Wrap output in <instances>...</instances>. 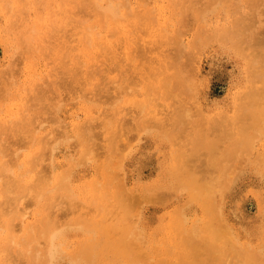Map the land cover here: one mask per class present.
<instances>
[{"label":"rangeland","instance_id":"rangeland-1","mask_svg":"<svg viewBox=\"0 0 264 264\" xmlns=\"http://www.w3.org/2000/svg\"><path fill=\"white\" fill-rule=\"evenodd\" d=\"M70 1L77 6L69 8ZM127 1L144 14L149 12L146 18L151 22L133 17V28L124 31L119 29L120 23L113 27L109 21L98 20L97 4L101 3L105 9L108 0H0V78L13 83L12 91L18 96L1 99L4 106L0 104V123L11 122L20 114L30 115L29 105L43 99L37 93L49 90L47 82L50 83L52 74L57 72L58 76L60 59L66 61L75 56L84 67L91 66L105 74L118 58L113 50L92 44L95 38L105 37L109 43L122 45L133 30L129 38L133 39L131 58L137 68L133 75L135 102L146 100L145 94L158 97L160 83L167 78L172 80L166 103L156 101L159 104L155 108L161 114H127L126 110L115 115L100 114L110 108L111 100L92 103L94 99H88L90 102L59 88L61 100L55 113L59 124L42 120L39 130L43 135L50 128L58 132L60 140L43 161L50 165L51 173L67 170L66 189L72 205L58 209L52 215L53 223L43 227L40 221L43 214L36 212L38 206L24 196L18 199L12 205L21 207L15 213L17 218L6 226L0 225V264H155L166 256L165 244L172 242V224L179 236L191 234L197 238L212 228L226 231L219 238L226 245L225 252L215 257L218 261L211 259L210 264H242L248 255L255 264H264V132L248 131L249 149L239 154L240 161L235 164L227 185L217 192L212 211L190 203L187 190L173 192L170 181V151L174 147L191 141L199 133L200 138L211 133L215 122L221 121L218 125L224 128L228 120L237 117L232 114L236 98L249 89L262 90L264 80L259 75L264 74V0L247 21H255V33L247 35L239 45L230 36L207 42L195 39L201 24L197 20L205 18L211 28L218 22L219 16L212 12L201 18H186L193 22L181 24L182 34L177 42L169 41L161 32L168 35L175 30L161 29L166 22L169 27H175L173 21L177 18L175 10L168 7V0ZM83 5L88 7L87 11L81 8ZM210 34L204 30L203 37L207 39ZM192 40L195 41L193 52L188 47ZM70 46L74 53L56 54ZM173 75L177 78L172 79ZM58 79L54 86L60 84ZM21 85L23 90L18 95ZM54 86L51 90L56 89ZM27 88L35 92L30 93ZM114 105L113 112L120 111V105L116 102ZM175 107H179L178 114H167ZM89 110L95 114H87ZM111 129L119 133L114 150L103 144ZM94 131L97 133L92 134ZM9 134L12 137L11 128L0 132V164L11 168L7 177H0V184L13 176L15 170L25 172L30 150L35 149L30 142L25 146L24 141L19 144L15 137L10 140ZM22 135L20 132L19 136ZM199 171L195 174L202 180L215 173ZM28 177L25 175V179ZM150 184L160 187L156 189L161 196L159 202L138 201ZM133 193L138 195L137 200L130 201ZM112 195L116 198H111ZM125 196L130 199L126 202L127 209L122 206ZM179 209L181 215L176 213ZM206 221L210 225H202ZM101 227L109 235H104ZM179 229L183 230L176 232ZM120 237L123 243L109 249V242ZM205 247L197 253L196 264L202 257L208 258L212 251Z\"/></svg>","mask_w":264,"mask_h":264},{"label":"bare ground","instance_id":"bare-ground-1","mask_svg":"<svg viewBox=\"0 0 264 264\" xmlns=\"http://www.w3.org/2000/svg\"><path fill=\"white\" fill-rule=\"evenodd\" d=\"M73 3L74 2L72 1L69 2V8H74L77 6H73ZM261 3L262 0H168V7H171V10H175L177 20L173 21V25L175 27H169L166 22L161 30L165 32L167 29L173 28L175 32L168 35H164L165 33L161 32V35H163V37L165 36V38L169 41L173 40L174 42H177L178 37L182 34L181 24L193 22L192 19L186 20V18L190 16L193 18H201L206 12H212L219 16L217 17L219 18L218 22L213 25V28H211L207 24L209 22H207L205 18L202 20H197L201 21V24L197 35H195V39L199 38V40L207 42V40L211 38H218L222 40L223 38L230 36L233 37L235 44L239 45L243 43V40H245L247 35L255 33V21H249L250 23H247V21L249 20L250 16H253V14L257 12ZM100 4H97V12H95V15L99 16L98 20L109 21L111 22L110 26L113 27L120 26V23L121 28L119 29L121 30L127 31V29L131 30L133 28V17L138 20L143 19L147 22H151L150 18H146L148 16L147 14H150L149 12L144 14V12L138 10L127 0H108V4L105 9H102ZM81 8H86V11L88 10L86 5H83ZM121 22H124V24L122 25ZM129 26H131V28H129ZM204 30H206L208 33H211L207 39L203 37ZM129 33H133V30L129 31ZM129 33L123 40L124 42L122 45L109 43L105 37L95 38L93 40L92 44L99 45L104 49L113 50L115 56L118 58L109 65V69L105 72V74L98 73L96 69L92 68L91 66H89L91 68L84 67L82 63L77 61L75 56H71L66 61L60 59L57 62L59 66V68H57V77L59 78V82L57 84L60 83V86H54L57 81L56 72L54 75L52 74L51 77L49 76L50 83L45 80L48 83L47 86H50H48L49 90L46 88L44 92L39 90L41 93L43 92L42 94L37 93V95H41V98L43 99L36 100L32 102V105H29L30 107L27 110L28 114L30 115H23V117L21 114L17 115L18 112L16 111L17 113L15 114L17 116L13 117L11 122L4 121L0 123V132L7 131L11 128V132L13 131L12 137H15V140L19 144L24 141L25 146H29L30 142L31 147L34 145L33 148H35L34 150H30V155L27 158V170H25V172L15 170L13 176H9L8 180L3 181V183L0 184V191L3 194V197L0 199V225L10 223L11 221L14 222V219L17 218L15 213H18L21 207L17 204L15 206L16 208L14 207V209L12 205L16 204L17 200L23 196L38 206V210L36 212L43 214L42 219L40 220L41 226L43 227L53 223L52 215L58 209L68 208L72 205L71 195L66 189L69 178L67 170L51 173L49 167L50 165L45 164L43 161L46 157H49L52 154L57 142L60 140V137L56 135L58 132L55 131L56 129L50 128L48 132L43 135L39 130L42 120L53 121L59 124L55 113L59 107L57 103H59L61 100V97H59L60 87H62L65 91L68 90L69 92H73L82 96L87 101L92 102L88 99H94V102L92 103H98L100 101H103L104 103L105 101L107 102L111 100L109 103L110 108L108 110L101 111L100 114L115 115L123 113L124 110H126L127 114H133V112H138L139 114H161V110L159 111L157 108H155V106L159 104L156 101L161 100L162 102L166 103L170 97V86L168 85L172 80L167 78L160 83V88L157 91V93H159L158 97L151 98L148 96V94H145V96L143 95V99L146 100H143L142 102H140L141 100H138L135 102V99H133V75L135 74L137 68L136 66H133V58H131L133 55V39L129 38ZM188 45V47H190L191 51L193 52L195 41H190ZM119 49L121 51L116 52V50ZM33 53L36 54L37 52ZM72 53L74 52L70 46L65 52L58 51L56 54H61L62 56L63 54L69 55ZM166 67L169 68V65ZM57 69L55 71H57ZM259 77L264 80L263 73H260ZM174 78H177V75H173L172 79ZM8 82L9 80L0 78V100L5 98L9 100L13 96L16 99L17 94L15 95L14 91H12L13 83L8 84ZM36 83L37 85L39 84V82ZM51 85H53L56 89L51 90V87H53ZM23 86L25 85L23 84ZM38 87L40 86H37V88ZM27 89L30 91V93L32 92V88L31 90L29 88ZM22 90L23 87L21 85L18 89V95ZM2 100L0 101V104L4 106L3 103H1ZM10 101L13 102V98ZM27 102L28 101H26V103ZM115 102L118 103V105H120L119 102L122 103V105H120V111L113 112L112 109L113 106L115 107ZM8 104L5 105L8 106ZM16 106L21 107L18 105ZM5 108L6 107H4V109ZM38 108H40V110L36 112ZM96 112L99 113L98 110ZM178 112L179 107H175L171 113L167 112V114H178ZM87 114L95 113L94 111L89 110ZM232 114H237V117L228 120L229 123L224 128L218 125L221 121L215 122V124H213V130L211 133H207L209 136L205 134L200 138L199 133L196 138L193 137L191 141H185V143L180 144L181 146L174 147V149L172 148L173 150L170 151L171 190H173V192L176 191V193L183 189L187 190L189 193L188 197L190 203L199 205L202 210L212 211V209L215 207L213 204L217 192L221 191L222 188L227 185L226 182L229 181L228 179L233 173L232 170L234 169L235 164L240 161L239 154L242 155L249 149L250 134L248 131L257 130L264 132V86L260 91L257 89H249V91L241 93L236 98ZM20 132L23 134L22 136H19ZM95 133L97 132H92V134ZM118 135L119 133L117 130H109L106 134V137L103 139L104 147L108 148L109 150H114L113 146H115L118 141ZM6 137H8V135ZM10 137L11 135L9 138ZM11 138L10 140H12ZM6 140L8 139L6 138ZM65 140L67 141V139ZM172 146H174L173 140ZM4 152L6 153L9 151ZM11 165L12 164H10V166ZM40 165V168H36ZM10 169L4 163L0 164V177H7L11 171ZM199 169L203 170L205 174L211 173L213 170L215 173H211L212 177L209 179L202 180L195 174L196 172L200 173ZM30 172H32V175L28 174ZM105 173L106 172H104V174ZM25 175L29 176L28 179H25ZM150 185L151 186L145 188V191H143L139 196L135 195L136 193H133L134 195L132 200L126 198L129 196H125V199L123 200L124 205H121L127 209V200H137L136 196H138V201L146 200L149 202H159L158 199H160L161 196L156 193V189H159L160 187L158 185ZM90 189L92 192L95 191L94 186H91ZM111 198H116V195H112ZM93 199L98 200L96 197ZM117 199L119 202L121 201L118 196ZM89 202L92 204L94 203L93 200H90ZM102 202L103 201H99V203ZM119 206L120 204H117V207ZM181 211V209L176 210V213L181 215ZM202 225L208 226L210 224L208 221H206L203 222ZM215 225L216 224H214L213 227ZM173 227L175 226L172 224V242L165 244L164 248L166 256L158 260L155 264H196L195 258L198 257L197 253L200 252V248L204 246H206L205 248H208L212 251L208 254V258L202 257L203 260L201 259L199 264H210L211 259H213L212 261H218L219 258L215 257H220L223 252H225V243L219 242V238L222 236L221 234L224 231L222 228H212L207 234H200L197 235V238H195L191 234H181V236H179V234L175 233V228ZM100 229L101 231H105L104 235H109V231H106V228L101 227ZM182 230L183 229H179L176 230V232H180ZM123 241L124 239L121 237L115 239L114 241H110L109 249L117 248V245L123 243ZM121 254L122 253L119 255ZM244 259L245 261L242 262V264H255L253 261L254 259L249 255ZM229 264L235 263L230 262Z\"/></svg>","mask_w":264,"mask_h":264}]
</instances>
